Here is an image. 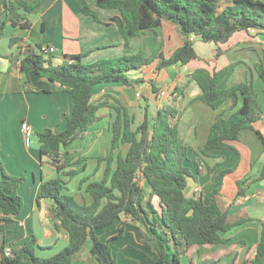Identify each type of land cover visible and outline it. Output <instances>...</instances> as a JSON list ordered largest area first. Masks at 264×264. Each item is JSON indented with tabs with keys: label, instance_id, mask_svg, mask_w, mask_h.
Instances as JSON below:
<instances>
[{
	"label": "trees",
	"instance_id": "16d2710c",
	"mask_svg": "<svg viewBox=\"0 0 264 264\" xmlns=\"http://www.w3.org/2000/svg\"><path fill=\"white\" fill-rule=\"evenodd\" d=\"M97 5L119 11L113 21L124 38L125 54L103 57L92 63L82 61L86 54L64 55L62 61L55 64L54 55L39 52L41 44H38L25 49L19 65L30 92L50 94L57 88L73 97L71 114H60V119L65 122L62 130L48 127L35 131L41 157H48L59 174L42 183L38 201L43 198L52 201L51 217L57 229L68 233L69 242L53 256L41 257L36 253L33 235L10 254H6V247L2 246L0 264H72L75 254L81 251L88 238L92 240L95 264H118L110 242L121 238L125 228L121 227L116 235L105 241L98 231L122 215L130 217L143 229L144 241L152 246L153 252L148 256L150 264H181L180 247L186 251L192 246L224 243L227 239L221 233L243 221H229L228 212L217 200L223 177L233 168L220 171V185L212 190L209 202L201 196L186 195L192 173L185 164L189 148L179 138L183 109L178 107V100L183 88L176 87L170 100L155 114L146 108L141 121H137L130 108L114 95L92 99L94 88L99 84L121 82L133 86L141 81L131 78L129 71L156 61L157 69L161 70L170 65H186L199 58L195 48L197 37L217 45L214 59H218L226 52L224 45L237 32L252 33L251 29H254L255 34L264 35V0H97ZM41 7L42 0H0V36L8 23L16 28L30 29L29 15L38 13ZM82 11L98 19L87 4ZM166 20L177 27L183 40L180 46L169 56L165 55L162 46L150 54L142 49L130 53L133 38L147 30L157 32ZM17 41V37L11 36L10 46ZM253 49L259 56L254 69L262 80L264 92V48L256 46ZM237 64L231 62L214 71L200 67L190 75V80L196 81L201 88L198 99L214 109L230 100L235 108L228 117L223 112L218 113L211 124L203 149L209 156L207 150H237L232 142L239 140L245 129L256 133L264 153V134L255 126L264 118V110L253 76L228 85ZM153 91L160 93L155 83ZM105 107L110 109L112 118L110 151L106 156L97 157L95 168L97 171L106 161L104 176L98 180L81 178L80 188L85 185V191L91 197L90 202H81L69 193L67 185L85 170V165L76 168L85 159L73 156L68 147L100 118L98 113ZM122 145L128 146L127 151L115 155ZM257 180L264 182V160ZM24 181V176L9 173L0 157V230H4L6 221L23 209L19 187ZM243 182L238 181V196L245 194ZM244 264H264V227L255 256L246 259Z\"/></svg>",
	"mask_w": 264,
	"mask_h": 264
},
{
	"label": "crops",
	"instance_id": "0c3cea01",
	"mask_svg": "<svg viewBox=\"0 0 264 264\" xmlns=\"http://www.w3.org/2000/svg\"><path fill=\"white\" fill-rule=\"evenodd\" d=\"M85 4L95 12L98 19L82 11ZM37 14L36 24L32 23L30 29L16 28L8 23L0 36L18 38L8 51L0 54V113L4 116L1 115L0 119L6 122L0 133L1 154L9 173L25 177L19 187L24 201L23 209L6 221L4 230H0V248L5 246L7 254L35 235L37 255L50 257L67 246L69 237L64 229L56 228L50 213L52 201L48 198L38 201V194L45 180L59 174L48 157H41L36 135L31 145H26L21 123L27 121L35 131L48 127L62 130L65 122L60 119V114H71L73 97L69 92L57 88L50 94L30 92L25 83L26 78L19 69L24 49L38 44L53 45L58 50L53 58L55 64H59L64 55L86 54L82 61L92 63L103 57L121 56L126 50L124 38L113 21L119 11L101 8L97 0H42V7ZM39 23L40 34L36 30ZM182 43L177 27L166 20L157 32L147 30L133 38L130 53L142 49L150 54L162 45L164 53L167 52L166 56H169ZM255 46L264 48V35L240 31L224 45L226 52L214 59L217 45L196 39L195 48L199 58L186 65H170L158 70L156 61L128 72L131 78L141 79L133 86L118 82L103 83L94 88L92 100L100 99L105 94L114 95L130 108L137 121L143 120L146 108L155 114L164 102L170 100V94L176 87L183 88V94L178 100V107L183 109L179 138L189 148V158L185 164L192 175L188 178L185 191L187 196H201L205 202H209L212 190L220 185V171L233 168L224 175L217 200L221 208L228 212L229 221H243L221 233L227 239L224 243L192 246L186 251L180 247L181 264H244L246 259L255 256L264 227V182L257 180L264 160L262 142L253 130L245 129L241 131L240 139L232 142L237 150L213 149L207 150L210 156L204 154L210 127L217 114L223 112L228 117L235 108H232L230 100L219 109L208 106L198 99L201 88L197 82L190 80L196 68L206 67L214 71L237 62L228 85L238 84L253 76L264 110L263 83L254 69V63L258 61V54L253 49ZM153 83L160 92L165 90L166 94L162 96L159 92L154 93ZM139 92L141 95H138ZM241 102L240 97L239 105ZM98 115L100 118L68 147L73 156L85 159L76 166H86L78 176H89L90 180L103 178L106 161L95 171L97 157L109 153L112 137L110 109L102 108ZM255 126L264 134V118ZM127 149V145H122L115 151V155L119 151L125 153ZM115 166L114 162L113 169ZM240 180H244V196H238ZM67 187L71 191L70 184ZM196 187L200 190L195 191ZM74 191L79 201H91L85 185ZM121 227L125 228L123 236L110 242L118 264H150L148 256L153 252L152 246L144 241L143 229L130 217L122 215L98 233L105 241L116 235ZM91 249L92 240L88 238L81 251L75 254L72 264H95Z\"/></svg>",
	"mask_w": 264,
	"mask_h": 264
},
{
	"label": "rangeland",
	"instance_id": "374dc122",
	"mask_svg": "<svg viewBox=\"0 0 264 264\" xmlns=\"http://www.w3.org/2000/svg\"><path fill=\"white\" fill-rule=\"evenodd\" d=\"M38 17V14L37 13H32V14H30L29 15V18H30V20H31V22L33 23V24H36V21H37V18ZM36 30L38 31V34H40L41 33V23H39L37 26H36ZM53 31V28H52V30H51V32ZM51 32H49V33H51ZM162 45H160V46H158V48H160ZM9 47H10V38L8 37V36H4V37H0V54H2V52H4V51H8L9 50ZM256 47V46H255ZM258 47H260V46H258ZM166 53L167 52H165V55H166ZM258 54V53H257ZM258 60H259V56H258ZM6 76V75H5ZM0 98H2V95H0ZM0 105H2L1 104V102H0ZM0 109H2V106H1V108ZM1 115H2V117L4 118V116H3V113L1 114L0 113V117H1ZM5 120H1L0 119V133H1V131H2V128H3V126H5V124H6V122H4ZM13 125H14V123H13ZM34 136H35V134H34ZM33 136V139H35V137ZM77 140V139H76ZM33 141V140H32ZM75 141V140H74ZM0 142H1V140H0ZM0 157H1V161H2V163H3V165H4V167H6L5 166V164L6 163H4L3 162V159H2V154L0 153ZM81 173H83V171L81 172ZM92 175H95V173L94 174H92ZM87 177H89V176H87ZM81 178L82 177H80V176H76L75 178H73V180L72 181H70V189H71V191H69V193L70 194H73L74 196L76 195V193H75V191L74 192H72L73 190H77V188L78 187H80V180H81ZM78 199V198H77ZM79 200V199H78ZM157 200V199H156Z\"/></svg>",
	"mask_w": 264,
	"mask_h": 264
},
{
	"label": "built area",
	"instance_id": "2783aa9c",
	"mask_svg": "<svg viewBox=\"0 0 264 264\" xmlns=\"http://www.w3.org/2000/svg\"><path fill=\"white\" fill-rule=\"evenodd\" d=\"M251 32H255L254 29H251ZM25 49H27V47H25ZM24 49V50H25ZM39 52H41L44 55H54L57 53V48L53 45H48V44H41V46L38 48ZM166 94L165 90H162L160 92V95L164 96ZM138 95H141V92L138 93ZM21 129L24 133V138H25V143L26 145L30 146L33 140V136L35 134V130L33 128V126L28 123L27 121H23L21 123ZM200 188L196 187L195 191H199ZM7 254H10V251L7 252Z\"/></svg>",
	"mask_w": 264,
	"mask_h": 264
},
{
	"label": "water",
	"instance_id": "95a60500",
	"mask_svg": "<svg viewBox=\"0 0 264 264\" xmlns=\"http://www.w3.org/2000/svg\"><path fill=\"white\" fill-rule=\"evenodd\" d=\"M197 39H202V37H197Z\"/></svg>",
	"mask_w": 264,
	"mask_h": 264
}]
</instances>
